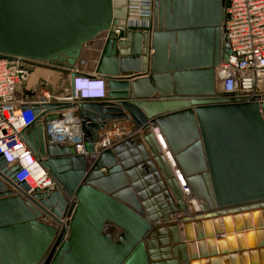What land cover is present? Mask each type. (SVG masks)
Listing matches in <instances>:
<instances>
[{
  "label": "water",
  "instance_id": "obj_1",
  "mask_svg": "<svg viewBox=\"0 0 264 264\" xmlns=\"http://www.w3.org/2000/svg\"><path fill=\"white\" fill-rule=\"evenodd\" d=\"M133 4L0 0V57L96 70L109 88L70 105L84 153L46 143L41 124L28 132L54 189L30 192L0 153V264H264V92L218 90L216 67L231 52L226 0H153L149 25L128 29ZM41 85L25 93L42 103L21 105L39 118L56 106ZM122 119L142 138L96 146Z\"/></svg>",
  "mask_w": 264,
  "mask_h": 264
},
{
  "label": "built area",
  "instance_id": "obj_2",
  "mask_svg": "<svg viewBox=\"0 0 264 264\" xmlns=\"http://www.w3.org/2000/svg\"><path fill=\"white\" fill-rule=\"evenodd\" d=\"M134 1L136 4L131 9L134 8L136 15L130 17L125 26L144 28L151 22L153 0ZM222 25L231 52L216 67L218 90L221 93H258V86L264 82V0H226ZM29 62L21 58L0 57V153L7 159L8 167L19 165L20 170L15 177L19 182H27L32 192L35 189H54L57 185L43 164L44 157L28 137L32 125H42L46 143L73 146L76 152L84 153L81 117L77 108L70 105L86 99H105L108 92L99 87L87 90L84 94L75 90V81L83 77L80 74H90L88 70L76 68L68 69L69 73L62 76L59 87L38 81L29 88L27 84L32 75ZM41 83L45 84L41 94L46 102L55 103L56 106L42 109L43 116L39 118L32 108L23 109L21 105L42 103L39 96L25 93L35 86L41 88ZM150 131L181 187L184 201H192L190 187L161 132L153 127ZM143 134L144 130L137 128L130 120H114L100 131L96 146H112L131 137L140 140Z\"/></svg>",
  "mask_w": 264,
  "mask_h": 264
},
{
  "label": "clouds",
  "instance_id": "obj_3",
  "mask_svg": "<svg viewBox=\"0 0 264 264\" xmlns=\"http://www.w3.org/2000/svg\"><path fill=\"white\" fill-rule=\"evenodd\" d=\"M89 72L90 74H80L83 75V77H80V81H75L74 89L79 90L82 94H84L87 90H93L95 87H99L100 89H104L108 92L109 88L106 77L96 70ZM82 97L86 98L84 95H82Z\"/></svg>",
  "mask_w": 264,
  "mask_h": 264
},
{
  "label": "rangeland",
  "instance_id": "obj_4",
  "mask_svg": "<svg viewBox=\"0 0 264 264\" xmlns=\"http://www.w3.org/2000/svg\"><path fill=\"white\" fill-rule=\"evenodd\" d=\"M29 68L31 70V72L33 71H37L39 72L38 74H40V79L39 81H45L47 84L51 85L52 83H56L55 86H60L61 85V78H59V73L57 72L56 67H51L48 66L47 64L44 63H39V62H29L28 63ZM264 82H262L259 86H258V90L260 89V87L263 85ZM260 93V91L258 92Z\"/></svg>",
  "mask_w": 264,
  "mask_h": 264
},
{
  "label": "crops",
  "instance_id": "obj_5",
  "mask_svg": "<svg viewBox=\"0 0 264 264\" xmlns=\"http://www.w3.org/2000/svg\"><path fill=\"white\" fill-rule=\"evenodd\" d=\"M128 12V11H127ZM130 11L127 13V15H125V17L123 18L124 19V21H125V25H126V23H127V21H128V19L130 18V17H133V16H129L130 15ZM129 14V15H128ZM135 16V15H134ZM129 29V28H128ZM123 36L124 35V32H123V34L121 33L120 34V36ZM124 37V36H123ZM56 69H57V72L59 73V78L58 79H60L62 76H64V75H66L67 73H69V71H68V69L66 70V68L65 69H61V68H58V67H56ZM39 72H35V71H33L32 72V75H31V78H30V81L28 82V84H27V86L29 87V88H31L32 86H34L38 81H39V79L41 78L40 77V74H38ZM55 84L56 83H52L51 84V86H55ZM58 87V86H57ZM259 91L260 92H264V83H263V85L260 87V89H259Z\"/></svg>",
  "mask_w": 264,
  "mask_h": 264
}]
</instances>
